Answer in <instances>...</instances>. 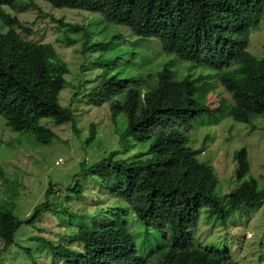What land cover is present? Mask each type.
Returning <instances> with one entry per match:
<instances>
[{"label":"trees","instance_id":"trees-1","mask_svg":"<svg viewBox=\"0 0 264 264\" xmlns=\"http://www.w3.org/2000/svg\"><path fill=\"white\" fill-rule=\"evenodd\" d=\"M35 1L52 8L99 12L105 20L129 27L138 36L156 38L161 52L216 69L234 121L249 123L264 115V55L248 50L250 29L264 16V0H0V115L12 130L34 135L35 143L48 144L55 137L50 127L40 123L42 119L49 118L56 125L71 122L76 129L72 108L59 102L60 92L70 84L65 77L68 65L51 43L24 39L19 31L31 30L10 11L27 10ZM58 22L70 31L80 29L76 24ZM172 63L132 78L108 77L97 85L96 93H103L104 101L111 102L112 119L123 104L134 106L133 121L126 123L122 136L149 142L145 150L126 159L119 158L120 149L111 150L84 169L96 176L103 171L105 178H99V183L111 200L108 204L98 205L97 193L84 192L74 183L79 200L96 202L91 212L86 204L85 211L75 217L109 223L79 221L70 235L61 234L57 241L31 237L44 243L47 253L60 264H146L148 257L138 253L134 233L126 224L129 210L145 231L153 229L163 238L149 254L156 256L158 264H238L227 246L196 242L198 215L206 207L208 219L217 216L224 220L231 209L259 206L264 203V188L251 174L248 153L242 146L233 152L235 188L220 199L214 196L219 183L216 170L197 158L206 140L200 148H191L179 126L184 124L187 131L198 115L213 112L206 97L215 88L203 82L209 76H178ZM95 136L96 127L91 123L84 143L89 145ZM114 173L124 181L112 190L110 180L119 177ZM0 180L10 183L2 166ZM114 190L119 193L112 194ZM57 191V183L49 182L44 200L25 219L15 213L11 197L0 201V261H5L13 247L12 253H18L14 235L21 224H33L47 210L63 211L51 205L54 196L60 197ZM74 214H64L61 225L73 223L69 218ZM35 259L31 263L39 264Z\"/></svg>","mask_w":264,"mask_h":264},{"label":"rangeland","instance_id":"rangeland-1","mask_svg":"<svg viewBox=\"0 0 264 264\" xmlns=\"http://www.w3.org/2000/svg\"><path fill=\"white\" fill-rule=\"evenodd\" d=\"M34 4V7L24 11H10L31 30V33L19 31L24 39L51 43L68 65L65 77L70 84L60 92L59 102L72 108L76 129L71 122L56 125L49 118L42 119L40 123L50 127L55 137L48 144H38L33 139L34 135L12 130L0 115V166L10 180L8 185L0 180V201L12 198L15 213L20 219H25L32 213L33 207L44 200L47 184L53 182L57 183L56 194L60 197L54 196L51 205L63 210L59 213L47 210L33 224H21L14 235L19 245L18 253L13 254L16 247L11 248L12 254L0 264H32L36 257L39 264H60V260L47 253L44 243L31 237L41 235L57 241L61 234L70 235L79 221H90V225L96 222L91 218L77 216V219L75 216L85 211L86 204L91 212L95 208L94 203L106 205L111 200L103 194L104 186L99 183V178H105L103 171L96 176L85 173L84 169L91 162L107 156L111 150L120 149L119 158L126 159L147 147L149 141L139 142L122 136L126 123L133 121L134 106L123 104L119 108L122 111L112 119L111 102L104 101L103 93H96L97 85L108 77L132 78L160 69L169 61L173 62L171 67L178 76H209L203 82L215 88L206 97V103L213 112L198 115L190 122L191 127L187 131L184 124L179 126L188 137V146L198 149L206 140L204 150L197 158L215 168L219 183L214 196L218 199L237 184L232 178L235 168L233 152L242 146L248 153L251 174L264 188V115L253 117L249 123L234 121L228 114L229 96L217 81L216 69L180 60L173 53H163L158 39L138 36L129 27L105 20L99 12L52 8L42 1H35ZM58 20L76 24L80 29L70 31ZM248 50L259 57L264 55V16L256 27L250 29ZM91 123L95 124L96 136L86 145L84 140ZM253 125L256 128H252ZM114 175L119 177L110 180L112 190L121 179L124 181V177ZM75 182L78 189L82 186L84 192L97 193L94 205L89 200L76 197ZM71 184L73 186L68 190ZM113 192L114 195L119 193ZM70 212L75 213L69 218L74 222L61 225L62 216ZM97 222L98 225L109 223L106 220ZM126 224L134 233L138 253L148 257L146 264H158L156 256L149 254L163 240L161 235L153 229L145 231L130 210L126 213ZM195 239L202 245L227 246L238 264L264 263V203L256 207L242 205L231 209L224 220L217 216L208 219L206 207H202ZM1 248L0 241V254ZM259 256L261 260H258Z\"/></svg>","mask_w":264,"mask_h":264}]
</instances>
